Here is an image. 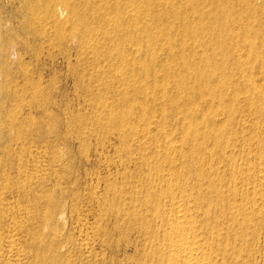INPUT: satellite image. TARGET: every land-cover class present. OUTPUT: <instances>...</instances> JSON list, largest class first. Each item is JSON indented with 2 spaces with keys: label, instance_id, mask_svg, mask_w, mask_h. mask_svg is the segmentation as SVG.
<instances>
[{
  "label": "rangeland",
  "instance_id": "obj_1",
  "mask_svg": "<svg viewBox=\"0 0 264 264\" xmlns=\"http://www.w3.org/2000/svg\"><path fill=\"white\" fill-rule=\"evenodd\" d=\"M154 2H158V0H154ZM72 3H74V0H72ZM27 10L24 0H0V237L4 232L6 233L2 239L4 240L8 236L7 232L9 233V229L11 230L9 220L11 223L14 217L20 222L18 223L16 220H13V222L16 221L20 226V223L23 224L20 231H17L21 234H17V232L16 234H20L17 236L18 247L21 246L20 249L24 250V254H27L24 264H47L48 262V264L52 262V264H139L142 255H140L141 251L138 253V250L142 247L140 244L142 239L140 241L139 237L136 236L135 238L136 231L127 228L129 226L125 210L130 206L127 207L125 204L120 203L122 199L120 197L122 195L130 197L131 194V197L133 196L136 199L138 196L135 197L137 193L134 190L137 191L136 188L142 190L144 177L141 176H145L148 170L146 171V167L141 166L144 168L143 170L140 165H134V163H131V166L129 165L130 167L127 168L125 163L129 160V156L132 157L130 161L137 160L143 157L142 155L149 158L154 154V151H159L158 148H160L158 153L163 158L167 151V137L165 134L172 132L176 135L177 140L179 138L178 141L183 139L181 138L183 137L181 123L184 119L181 115L174 114L169 109V105L166 108L169 113L160 107L154 108L155 104H163L161 95H156L157 97L154 95V100H150L151 103L141 100V93L146 89L145 85L154 82L152 77L145 81L142 71H138L134 77L128 78L124 70L121 69L122 73L125 74V81L117 79V75L113 74L111 70V66L116 61L108 56V49L111 47L108 41H101V43L105 42L102 43L105 47L103 53L101 51L90 53L88 50L84 52L79 44L70 42L68 39L61 41L55 36L54 32L64 27L55 28L53 24L49 25L48 21H50L51 15L46 16L38 9L33 19L30 20ZM169 10L172 16L178 14L177 16H180V18L186 16L190 18L195 16L196 18L199 16L194 14L191 9L187 10L186 15V10L177 6L175 8L171 7ZM159 11H161V14H166V5ZM206 16L208 17L207 13L204 17ZM152 19L153 17L146 18L148 22ZM149 23L154 25L153 22ZM179 23L181 22L171 27L169 31L170 28L166 25L161 27L159 30L160 36L164 37L163 34L172 31L177 39L181 38L180 32L185 27L182 23V26L178 25ZM190 29L192 32H197L194 26L190 25ZM142 44L149 45L145 42H142ZM180 45L181 43L177 40L172 45L167 41H164L161 45L154 46L152 44L154 50H150V58H145L144 62L161 68L162 66L185 64L187 59L189 62H199L201 65L210 68L215 66L221 68L220 72H222L223 77L229 76L231 82L228 86L219 88L227 105L230 104V108H233L235 121L232 122V126L230 125L229 131L233 134L235 132V135L239 137L244 135L247 138L253 137L252 139L256 140L259 145L256 142H251L249 151H251L254 159L261 156L263 153L262 144H264V99L259 100L258 95L253 94L251 90L237 84V82L240 81V78L243 80L251 74L257 84L264 86V72L261 68L264 67V50L263 53L262 51L256 53V47L251 48L248 43L213 45L202 37L187 40L186 44ZM192 45H195V47ZM258 45L264 46V40ZM214 46L221 47L222 52L220 54L213 53L212 49L216 48ZM171 49L175 50V56L182 55L183 58L178 57L177 60H174L173 57L169 58L167 52ZM83 52L84 54L87 53L80 57ZM92 54L95 55L92 56ZM256 55L261 60L254 62L251 56ZM208 57L209 61L206 60ZM67 63H73V67ZM160 72L164 74L163 71ZM175 73L188 75L190 72L181 69L175 71ZM163 79V76L159 77L162 85L164 83ZM166 86H168L167 91H171L169 96L176 97L179 105H181L180 107H185L191 96L173 85ZM236 95L239 98L235 103ZM131 103H135L134 106ZM129 104L132 105V109L129 108ZM142 109L148 114L146 118L144 117V122L142 119L140 120L144 112V110L141 111ZM202 109L205 112L208 111L209 107L205 106ZM155 110L157 111L155 112ZM123 111H129L133 116L139 114L137 116L140 117L135 118L134 121L137 125L134 127L135 129L138 127L140 131L145 132L149 128L147 131H151L152 134H148V136L150 139L154 138V141L148 142L149 145L147 143V146L143 149L144 151L140 148L139 142L132 138L133 129L129 128L128 135L130 137L128 142L125 143L118 135L117 126L114 123L110 125L106 122L109 120V115L112 114L115 118H118L126 113ZM162 111L167 112L166 121L168 125H161L160 129L156 123L165 115ZM172 118L176 120L171 121ZM147 120L152 122H148L151 125L150 127ZM218 120L221 123L224 121L226 123V120L222 117H219ZM204 124L203 128L205 126L209 127L208 123L205 122ZM157 139H159L158 144L163 147H155L158 145ZM240 141L242 142V140ZM240 141L238 145L242 144ZM185 144L188 147V144ZM248 144L250 145V143ZM204 145H206L204 142H200L198 147ZM238 145L236 143V150L239 153ZM242 156L245 155H236L238 159L243 158ZM194 163L193 160L188 162L190 169L196 165ZM156 164L164 165V163L161 164L158 160L153 159L151 166ZM176 165L179 166L180 162H177ZM138 171H140V174ZM25 175H28V178ZM30 175L31 177L34 175V177L29 178ZM137 179L140 182L142 179V183H139ZM137 184L141 187H137L139 186ZM40 201L42 202L40 204L42 208L39 205ZM45 203L49 206V208L47 207L48 210ZM121 207L126 209L124 210ZM24 208L26 211L23 210ZM119 208L122 211L116 210ZM43 209L47 212L45 213ZM27 210H30L28 212L32 214L28 213ZM118 212L124 214L125 217L117 215ZM113 213L117 216L115 217ZM3 215H6V217ZM101 217L100 220L102 221L99 220ZM125 219L127 226L123 222ZM122 226L124 229H122ZM97 227L101 230L97 231ZM135 227L132 226L131 228L134 229ZM125 228L127 229L125 230ZM127 230L132 231V233H128ZM94 232H97V234L93 235ZM56 233L57 235H55ZM84 235H89V239L92 238L89 242L93 246L90 245L89 250L81 245L83 244L81 240L85 237ZM129 236L132 237L129 238ZM56 238H58V241ZM93 238L96 242L93 241ZM2 239L0 240L2 241ZM1 241L0 261L2 262L0 263L4 264L8 262V257H4L6 255L4 253L6 244ZM53 248L57 249L53 250ZM47 257L50 260H46Z\"/></svg>",
  "mask_w": 264,
  "mask_h": 264
},
{
  "label": "bare ground",
  "instance_id": "obj_2",
  "mask_svg": "<svg viewBox=\"0 0 264 264\" xmlns=\"http://www.w3.org/2000/svg\"><path fill=\"white\" fill-rule=\"evenodd\" d=\"M24 3L28 9L27 13H29L30 20L33 19L38 9L46 16L51 15L50 21H48L49 25L53 24L55 28L64 27L63 29L60 28L59 31L54 30L55 36L61 41L68 39L70 42L79 44L82 50L84 49V52L87 50L90 53H95L96 51L102 52L105 49L102 43L108 41L111 44V47L107 48L108 56L116 61L115 64H111V70L113 74L117 75V79L125 81V74L128 78H132L138 71H142L145 81L152 77L154 82L149 85L144 84L146 89L141 93V100L151 103V99L156 95H161L163 99L161 102L163 104H155L154 108L160 107L162 110L167 111L166 108L169 105V109L174 114L181 115L184 119L183 123H181L183 135L181 138L183 139L178 141L179 138L177 140L176 135L172 132L165 134L167 137V148L165 147L167 151L163 158L158 153L160 151V148H158L159 151H154V154L149 157L150 159L142 155L143 157L130 161L132 157L129 156V160L125 163L127 168L131 166V163H134V165L144 166L146 167V171L148 170L145 176H141L144 177L143 186L141 187V185L137 184L139 185L137 187H141L142 190L137 189L135 186L137 191L134 190V192L137 195L134 196H138L136 199L133 196L131 197L130 192V197L127 195H122L127 198L120 197L122 198L120 203L125 204L127 207L130 206L128 208L130 210L127 209L128 211L125 210L126 208H122L123 206L121 207L125 210L128 219L129 227L127 228L136 231L135 238L137 236L140 238V241L142 239V242H140L142 247H138L140 250L137 249L138 253L141 251L140 255H142L139 264H264V144H262V155L254 159L249 148L251 147V142H256V140L252 139L253 137L247 138L245 135L239 137L235 135V132L233 134V132L229 131L230 125L235 121L232 112L233 108H230V104L227 105L225 97L219 88L228 86L231 83L230 77H223L222 72H220L221 68L217 66L210 68L201 65L199 62H189L187 59L185 60V64L169 67L162 66L161 68H157L156 65H148L144 62L145 58H150V50H154V47L152 49V44L156 46L167 41L172 45L177 40L181 45H184L187 40L201 37L206 38L213 45H219L220 43H248L251 48L256 47V53H261V51L263 53L264 46L261 47L258 44L264 40V0H158V2H154V0H74V3H72V0H24ZM164 5H166L167 13L161 14L159 9ZM176 6L185 9L186 15L187 10L191 9L194 11V14H198L199 16L196 18L195 16L192 18L187 16L180 18V16H177L178 14L172 16L169 13V9ZM206 13L208 17H204ZM147 17H153L152 21L149 22H153L154 25L146 20ZM178 22H181L185 27L180 32L181 38L177 39V36H174L172 31L163 34L164 37L160 36L159 30L161 27L166 25L170 28L168 29L169 31ZM181 23L178 25L182 26ZM190 25L194 26L197 32H192ZM233 28L235 29L233 30ZM102 40L104 41L101 43ZM142 42L149 45H143ZM171 50L167 52L169 58L173 57L174 60H177L178 57L183 58L182 55L175 56V50ZM212 52L220 54L222 49L221 47H216L212 49ZM94 55L92 54V56ZM77 59L80 60L79 58ZM86 59L88 60L89 58ZM251 59L254 62L261 60L258 55L251 56ZM206 60L209 61V57ZM70 66L73 67V63ZM261 68L262 72H264V67L262 66ZM121 69L124 70L125 74L122 73ZM181 69L188 70L190 73L188 75L175 73V71ZM160 71H163L162 73L164 74H161ZM162 76L164 77L163 85L159 80V77ZM237 84H241L245 88H248V90H251L253 94L258 95L259 100L264 99V86L257 84L251 74L247 75L243 80L240 78ZM166 85H173L191 96V99L186 102L185 107H180L181 105H179L176 97L169 96L171 95V91H167L168 86ZM124 86L126 87V85ZM238 98V95H236L234 99L235 103ZM131 104L134 106L135 103ZM128 106L132 109V105L130 106L129 104ZM205 106H208L209 109L204 112L202 107ZM167 112H163V114L165 113V117H159V122L156 123L159 127L168 123L166 121ZM142 114L143 116H141L140 120L142 119L144 122V117L146 118L148 114L145 113V110ZM137 115L133 116L128 111L123 116L115 118L111 114L108 116L109 120L106 122L110 125L114 123L117 126L118 135L125 143L128 142L130 137L128 135L129 128L133 129L132 138H135V141L139 142V146L143 150L148 142L154 141V138H149L148 134L152 133L151 131H147L149 130L148 127L146 129L147 132L145 130V132H142L143 130L140 131L138 127L137 129L134 128L137 126L134 123L135 118L140 117ZM219 117L224 118L226 123H224L225 121L221 123L218 120ZM151 118L154 120L153 116ZM175 118H172L171 121L176 120ZM150 121L147 120V124ZM205 122L208 123L209 127L205 126L203 128ZM148 126L150 127L151 125L148 124ZM239 141L242 143L241 145H238ZM200 142H204L206 145L198 147L200 146ZM185 143L188 144V147H186ZM236 143L240 149L239 153L236 150ZM158 146L160 145L158 144L155 147ZM240 154L245 156L238 159L236 155ZM153 159L158 160L161 164L164 163V165L161 166L159 163L156 164L157 166H151ZM192 160L195 161L194 164L196 165L190 169L188 162ZM177 162H180L179 166L176 165ZM141 168L144 170L143 167ZM25 176L28 178V175ZM32 177L30 175L29 178ZM125 177L128 179L127 176ZM138 178L140 179V177ZM138 182L142 183V179L141 182L139 180ZM41 203L40 201L39 205ZM45 205L47 204L45 203ZM47 207L49 208V206H46L48 210ZM25 208L23 210L26 211ZM122 209L116 210L122 211ZM43 210L45 213L47 212L45 209ZM117 215L124 216L120 212ZM3 216L6 217V215ZM12 219L16 220L14 217ZM13 220H11V223L9 220V225H11V230L8 228L10 234L7 232L8 236H5L6 238L3 240V235L6 232L4 234L2 232L3 235L1 234L2 236L0 237L6 244L4 252L6 255L4 257H8V262L6 261L7 263L4 264H24L27 254H24V250H21V246L18 247L17 243V236L21 234V232L17 231H20V227L23 224L20 223V226L18 224L20 221L16 220L17 223L16 221L13 222ZM123 222L125 223L126 219ZM132 226L135 228H131ZM7 227L9 226L7 225ZM122 229H124L123 226ZM99 230L101 229L99 228L97 231ZM16 232L20 234L17 235ZM122 232L124 231L122 230ZM129 232L132 233V231ZM94 233L93 235L97 234V232ZM79 234L81 235V233ZM84 236L83 240H81L83 243L81 245L89 250V246L92 245L89 241L92 238L89 239V235ZM40 237L42 238L41 235ZM40 237H38L39 240H41ZM56 239L58 241V238ZM49 246L51 247V245ZM90 250L92 249L90 248ZM37 255L39 256V254ZM47 259L49 258L47 257Z\"/></svg>",
  "mask_w": 264,
  "mask_h": 264
}]
</instances>
